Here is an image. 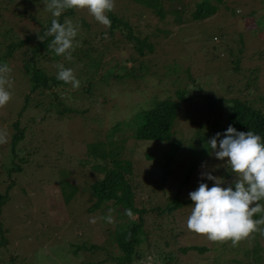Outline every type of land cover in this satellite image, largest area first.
<instances>
[{
	"label": "rangeland",
	"instance_id": "rangeland-1",
	"mask_svg": "<svg viewBox=\"0 0 264 264\" xmlns=\"http://www.w3.org/2000/svg\"><path fill=\"white\" fill-rule=\"evenodd\" d=\"M197 1L161 0L160 16L136 0H115L113 12L131 27V37L146 36L152 47L141 57L125 27L114 28L105 38L107 27L87 10H75L73 22L80 25L83 20L90 29L80 25V46L73 59L51 57L54 53L45 58L40 53L38 65L47 76L56 77L55 65L64 63L74 70L81 87L74 90L66 84L30 93L22 53L37 42L36 30L53 17L36 0H0V64L7 62L11 67L13 82L11 99L0 108V129H6L9 137L0 144V193L7 195L0 207V229L6 239L0 245V264L115 262L120 255L109 233L121 222L138 221V216L134 213L129 218L110 201L87 210L93 200L87 189L101 174L91 168L85 148L90 142L109 139L123 141L120 157L132 164L133 180L139 186L135 203L147 209L141 214V257L131 264H165L160 249L169 252L171 264L264 262V236L258 233L233 247L231 241L213 242L190 231L187 217L192 201L161 215L152 209L164 207L174 194L190 199L189 192L200 182L212 187L214 182L201 181L200 174L213 167L212 174L228 182L222 186H229L234 176L225 166L227 158L220 161L209 156L206 143L224 119L238 110L239 101L264 113V0H208L213 13L193 20ZM13 37L28 39L4 57L5 45ZM130 56L139 59L133 61L134 68L141 63L144 67L133 71ZM93 59L99 61L97 68L90 63ZM178 92L182 94L166 135L156 140L133 139L137 112L160 100H177ZM55 95L80 113L57 114L47 109ZM209 96L219 100L216 105H209ZM24 97L26 109L18 114ZM14 121L24 133L12 157L9 142ZM170 138L179 147L169 174L160 183L163 153L173 152ZM201 147L205 152L184 180L188 161ZM14 165L20 169L9 171ZM109 209L114 225L102 219ZM92 217L97 218L95 224L89 222Z\"/></svg>",
	"mask_w": 264,
	"mask_h": 264
},
{
	"label": "trees",
	"instance_id": "trees-1",
	"mask_svg": "<svg viewBox=\"0 0 264 264\" xmlns=\"http://www.w3.org/2000/svg\"><path fill=\"white\" fill-rule=\"evenodd\" d=\"M40 3H44V0H36ZM141 3L142 6L151 7L154 9V12L158 15H163V11L161 8V0H136ZM219 1V0H218ZM194 10L191 13L192 19L197 20L207 15L213 13L214 6L208 0H200L195 4ZM75 10H67L59 19L62 23L65 18H73ZM176 9L173 11L175 12ZM109 19L111 20V27L106 29L108 36L112 33L114 28H122L125 27L127 30V36L131 37V27L128 26L124 19L118 17L114 12L108 13ZM50 19L46 24L41 25L39 29L36 30V36L38 33L43 35L46 27H50L51 24ZM81 26L90 29V26L83 20L80 22ZM38 39V37H36ZM134 40V49L137 53L138 57L143 56L144 54L151 51V45L148 43L146 36L139 37L138 35L131 37ZM28 38H19L14 39L10 38L9 41L5 45L4 57L11 55V53L17 49H19ZM36 39V40H37ZM52 37H45L44 41L41 42L40 39L37 40L31 47H27V51L22 53V64L21 67L23 72L27 75V82L30 83L29 92L32 93L35 90L42 89L43 91L50 89L52 86L58 85H66V83L59 81L54 76H47V74L43 71L42 67H39V62L42 58L39 54L47 57H50L53 51L48 50V43L51 42ZM43 49V52L41 51ZM45 51V53H44ZM55 54V53H54ZM52 54L51 57H56V55ZM132 61V70L135 69L141 70L144 66L143 63L138 64L137 68H134L133 61L138 62V58L135 56H130L129 58ZM2 60V59H1ZM90 63L99 65L98 60L90 61ZM38 65V66H37ZM91 68V65H89ZM89 68V69H90ZM94 68V69H95ZM130 69V73H132ZM88 91V89H86ZM42 92V91H41ZM40 92V93H41ZM49 92V91H48ZM56 94V93H55ZM180 94L182 92H178L176 97H179L177 100L164 99L155 102L152 106L141 109L137 112V124L135 125L133 132V139L136 140H156L160 139L162 136L164 137L168 132L173 117L176 115L178 100H180ZM49 96L52 94L49 92ZM56 97V95H55ZM53 97L49 101V108L47 109H55L57 114H62L67 112V114L71 111L75 114L80 113L74 108L64 106L63 99L60 97ZM209 105L214 106L219 100H215L212 97L207 98ZM26 99L24 97L23 104L18 111V114L26 109L25 106ZM35 104V103H34ZM36 105V104H35ZM34 106V105H33ZM238 110L227 116L223 123H221L220 127L217 129V132L224 133L227 127L231 124L233 127L237 129V131L247 132L249 130L254 131L256 134L264 137V113H262L259 109L253 108L251 105L246 103L245 101L238 102ZM46 109V108H45ZM15 131L10 136V150L12 153V157L15 156V146L18 141L23 138L24 128L18 127V122L14 121L12 123ZM217 126V124H216ZM217 128V127H216ZM222 138V137H221ZM123 141H116L115 139H109L105 142L97 141L90 142L86 145V157L90 159L91 168L98 171L101 176L93 180L89 184L88 193L92 197V201L90 205L87 206L88 211H92L97 209L101 203L110 201L111 204L122 207V212H125V209H131L133 213L138 216V221H127L121 222L116 225L113 231L109 233L110 242H115L117 250L119 252V257L115 258V262L113 264H131L134 260L139 259L141 257V253L138 250V244L142 241L144 237L143 234V220L141 218V214L146 212L147 209L144 208L142 204L137 205L135 203V195L136 191L139 189V186L134 182L132 175V164L129 160L123 159L120 157L122 154V144ZM110 143V144H109ZM169 145L172 147L173 152L171 153H163L164 162L162 165V175L163 177L160 180V183L163 182L165 176H167L170 172V165L172 161L176 160L175 151H177L179 144L178 141L174 138L169 139ZM202 147L199 149L198 153L188 161L186 173L184 175V180L189 176L192 170L197 163L198 158L200 157L202 152H205ZM192 155V154H191ZM88 159L85 160L88 161ZM23 161L24 159H20ZM19 165H14L11 167V170H19ZM234 189V184L232 185ZM6 192V191H5ZM6 194L0 193V207L6 200ZM69 196V195H66ZM67 200L68 198L65 197ZM190 199H182L174 194L170 200L164 205V207L160 208L158 206L152 207V209L156 212L157 215H161L163 213H170L174 209L183 206L186 203H189ZM106 206V205H105ZM6 244V239L2 234V230L0 229V245L3 246ZM164 246L167 244L166 241L163 242ZM91 245L90 247H92ZM199 247H194L192 249H198ZM160 249V248H159ZM183 248H181L182 250ZM189 249V248H184ZM159 255H161V259L164 260L165 264H169L171 262V256H169V252H164L163 249L158 251ZM13 257L9 256L8 260H12ZM171 264V263H170ZM264 264V262H262Z\"/></svg>",
	"mask_w": 264,
	"mask_h": 264
},
{
	"label": "clouds",
	"instance_id": "clouds-1",
	"mask_svg": "<svg viewBox=\"0 0 264 264\" xmlns=\"http://www.w3.org/2000/svg\"><path fill=\"white\" fill-rule=\"evenodd\" d=\"M44 10L53 17L50 27H46L43 35L38 33L41 42L45 37H52L48 50L65 60L73 59L72 53L80 46L77 40L80 25L72 19L60 17L67 10H87L101 25L110 28L108 13L115 10V0H44ZM107 38V33H105ZM56 79L71 84L74 90L81 87V81L70 67L57 63ZM12 69L7 62L0 64V108L5 107L11 99ZM222 137V138H221ZM6 129H0V144L8 140ZM209 156L225 161V166L233 174L234 179L229 186L224 177L215 176L213 167L210 171L201 172V181H213V186L200 182L196 190L189 192L193 202L191 213L187 217L190 231L206 235L213 242L231 241L235 247L239 242L254 238L255 234L264 236V137L254 131H237L231 124L224 133L217 132L207 143ZM202 168L205 165L202 163ZM234 184V190L232 185ZM129 218L134 216L132 210L125 209ZM258 217V218H254ZM108 224H115L112 209L102 217ZM90 223L95 224L97 218L92 217Z\"/></svg>",
	"mask_w": 264,
	"mask_h": 264
}]
</instances>
